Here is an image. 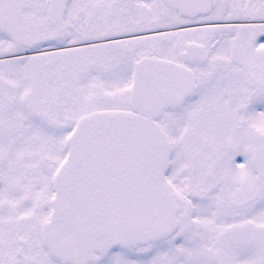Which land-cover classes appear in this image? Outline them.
<instances>
[{"label": "snow or ice", "instance_id": "6c2138e0", "mask_svg": "<svg viewBox=\"0 0 264 264\" xmlns=\"http://www.w3.org/2000/svg\"><path fill=\"white\" fill-rule=\"evenodd\" d=\"M0 264H264V0H0Z\"/></svg>", "mask_w": 264, "mask_h": 264}]
</instances>
